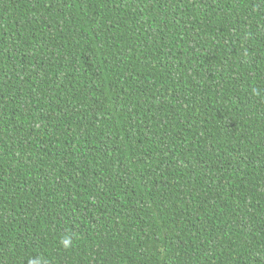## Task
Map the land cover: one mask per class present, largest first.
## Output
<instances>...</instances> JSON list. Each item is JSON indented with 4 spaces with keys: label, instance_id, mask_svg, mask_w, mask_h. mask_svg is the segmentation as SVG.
<instances>
[{
    "label": "trees",
    "instance_id": "1",
    "mask_svg": "<svg viewBox=\"0 0 264 264\" xmlns=\"http://www.w3.org/2000/svg\"><path fill=\"white\" fill-rule=\"evenodd\" d=\"M0 264H264V0H0Z\"/></svg>",
    "mask_w": 264,
    "mask_h": 264
},
{
    "label": "clouds",
    "instance_id": "2",
    "mask_svg": "<svg viewBox=\"0 0 264 264\" xmlns=\"http://www.w3.org/2000/svg\"><path fill=\"white\" fill-rule=\"evenodd\" d=\"M60 243L65 249H70L73 246V239L71 236H64L61 238Z\"/></svg>",
    "mask_w": 264,
    "mask_h": 264
}]
</instances>
